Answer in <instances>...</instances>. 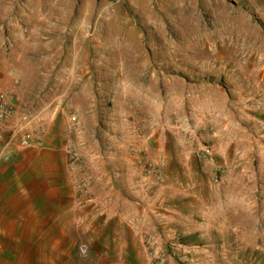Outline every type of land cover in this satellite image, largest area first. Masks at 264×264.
Returning a JSON list of instances; mask_svg holds the SVG:
<instances>
[{
	"label": "rangeland",
	"instance_id": "obj_1",
	"mask_svg": "<svg viewBox=\"0 0 264 264\" xmlns=\"http://www.w3.org/2000/svg\"><path fill=\"white\" fill-rule=\"evenodd\" d=\"M3 59L0 264H264V0H0Z\"/></svg>",
	"mask_w": 264,
	"mask_h": 264
},
{
	"label": "built area",
	"instance_id": "obj_2",
	"mask_svg": "<svg viewBox=\"0 0 264 264\" xmlns=\"http://www.w3.org/2000/svg\"><path fill=\"white\" fill-rule=\"evenodd\" d=\"M20 101L18 93L14 90L0 91V123L6 122L15 112L16 106ZM43 140L26 135L21 138L20 146L23 149L30 147H43ZM209 153V150H206ZM80 253L86 252V246L79 247Z\"/></svg>",
	"mask_w": 264,
	"mask_h": 264
},
{
	"label": "crops",
	"instance_id": "obj_3",
	"mask_svg": "<svg viewBox=\"0 0 264 264\" xmlns=\"http://www.w3.org/2000/svg\"><path fill=\"white\" fill-rule=\"evenodd\" d=\"M11 77L9 76L8 74V68L6 66V63L4 62V59L1 61L0 60V89H3V88H7V87H11ZM16 89V87L14 88ZM17 93H19L17 90H15ZM17 108V106H16ZM18 109V108H17ZM24 115H21L20 112H16L15 115L11 118V120L9 121V125L8 127H1V130H0V138H6V130H10L12 127H14L15 125H18V124H22L20 122V120L22 119L23 120V117ZM21 120V121H22ZM6 195L10 196V193H6ZM28 213L29 215L31 214H38L39 211L37 208H28ZM2 213H0V224H1V221H2V217H1ZM4 222V221H3ZM32 223V220H31V217H29L28 219V224L31 225ZM2 228V226H0Z\"/></svg>",
	"mask_w": 264,
	"mask_h": 264
},
{
	"label": "bare ground",
	"instance_id": "obj_4",
	"mask_svg": "<svg viewBox=\"0 0 264 264\" xmlns=\"http://www.w3.org/2000/svg\"><path fill=\"white\" fill-rule=\"evenodd\" d=\"M246 216V215H245ZM246 218V217H245ZM243 219V218H242Z\"/></svg>",
	"mask_w": 264,
	"mask_h": 264
}]
</instances>
